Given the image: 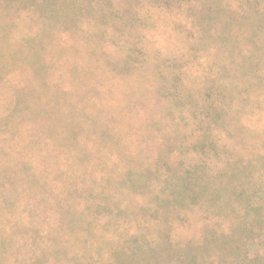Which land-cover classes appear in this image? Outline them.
Returning <instances> with one entry per match:
<instances>
[{
  "label": "trees",
  "instance_id": "trees-1",
  "mask_svg": "<svg viewBox=\"0 0 264 264\" xmlns=\"http://www.w3.org/2000/svg\"><path fill=\"white\" fill-rule=\"evenodd\" d=\"M12 1L3 0L5 10L12 9ZM191 1L197 4L183 11L193 15L201 34L193 46L184 45L172 57L186 52L194 60L201 55L207 58L205 69L214 75L197 72V67L183 74L179 68L184 63L174 61L178 68L154 73L156 86L147 88L145 81L134 86V79L126 78L128 83L124 85L134 97L136 91L156 88L159 79L166 77L164 99L167 101L171 95L170 103L174 104L166 106L172 120L178 119L172 121L174 126L153 131L145 124L144 139L124 141L121 125L115 124L102 132L113 138L79 141V127L66 130L64 140L44 142L52 145L58 156L53 161L60 188H65L67 194L78 192L72 204L79 215L67 217L61 243L49 260L31 261L35 251L32 244L36 243L32 240L26 252L17 250L16 239L9 238L13 231H4L8 236H0V264H9L11 259L16 264H264L259 252L253 258L248 254L250 247L264 243V128L249 126L243 118L226 125L219 121L230 118L233 111L224 106H245L242 112L249 113L254 112L249 106H264V0H24V6L31 4L32 24L38 26L31 34V44L38 43L49 61L35 63V56H31L30 98L36 92L45 96L58 85L65 89L75 85L70 71H66L70 74L66 87L65 79L54 78L47 68L56 67L57 51L75 49L52 48L56 33L64 31L73 39L94 40L100 31L83 35L82 22L87 21L93 29L113 24L116 29L122 27L116 31H126L142 26L153 17V10L167 12ZM145 8L149 13H143ZM8 12L3 14L0 30L4 31L3 38L13 41L10 33L16 16ZM128 41L119 46L127 51L119 63L140 70L143 64L131 55L134 49L141 55L143 50L137 41ZM87 54H91L89 49ZM102 54L118 56L106 49ZM11 71L13 66L0 78ZM193 83L205 90L198 89L201 98L191 101L187 99L193 97L188 93ZM183 92H187V101L178 98ZM144 99L138 102L143 105ZM180 106L191 107L189 118L177 110ZM191 121L194 126H189ZM221 129L225 137L216 135ZM49 160L50 155L47 160L40 156L17 157L15 167H2L3 209L17 208L23 194L22 187L17 190L19 196L4 187V182L28 179L35 173V164L43 169L45 163L51 165ZM43 174L46 184L54 185ZM78 181L80 188L88 187L82 195ZM64 182L73 190L69 192ZM137 193L140 197L136 198ZM4 223L9 225L10 219L5 218ZM22 229L26 231L27 227Z\"/></svg>",
  "mask_w": 264,
  "mask_h": 264
},
{
  "label": "rangeland",
  "instance_id": "rangeland-1",
  "mask_svg": "<svg viewBox=\"0 0 264 264\" xmlns=\"http://www.w3.org/2000/svg\"><path fill=\"white\" fill-rule=\"evenodd\" d=\"M22 3L24 0H14L11 2L12 9L8 10L4 8L3 0L0 5L2 13H0V21L5 11H11L16 16L14 17L16 25L10 33L14 38L13 41L3 38L4 31L0 30V58H4L0 64V76L6 69L13 66V71L0 78V236H8L6 233L13 231L9 238L12 240L13 236L16 239L15 248L20 251H25L29 247L31 249L33 240L36 244H32L35 251L34 254H31V261L34 258L40 261L49 260L57 248L56 245L61 243L67 217L74 218L79 215L78 209L74 210L75 203L72 204L73 197L78 192L71 191L73 189L69 190L66 182H64L65 186L71 193L67 194L65 188H60L57 178H55V162L53 161L58 156L56 152H53L52 145L46 146L43 143H51L54 139L64 140L66 130L75 131L79 127L82 128V133L77 139L79 141L91 143L101 140L103 137L113 138L114 136L102 132H108L110 127L115 124L121 125L120 136L124 138V141L132 142L144 139L145 130H147L145 124H148L149 129L157 131V128L161 126H174L172 121H178V119L172 120V116L168 114L166 108V106H174L170 103L171 95L167 101L164 99L166 77L162 76L163 78L159 79L157 89H147L150 88V85L156 86V77L153 76L155 72L161 69L164 71L169 68L176 69L179 63H184L179 68L183 74L195 71L196 67L197 72L205 75H212L213 72L205 69L207 68V58L203 59L201 55L196 56L194 60L189 59L186 52L181 57H172L173 54H179L177 50L184 49V45L193 46L195 38L201 34L199 24L196 19L193 20V15H188L186 14L188 12L183 11L189 5L197 4L195 1H191L185 2L181 8L165 10L167 12L153 10V17L144 21V24L140 26L142 28H137V25L126 31H116L122 27L116 29L113 24H103L102 27L96 29L91 26V29L87 21L82 22L83 35L100 31L94 40L88 37L79 39L74 37L75 39H73L64 31L56 33L55 45L52 48L74 46L75 49L68 51V48H65V52L57 51L59 60L55 62L56 67L47 68L50 69V73H53L54 78L61 76L62 79H65L63 83L66 87L68 82L70 83V79H68L70 74L66 71H70L75 79V85L70 89L58 85L49 90L45 96L36 92L30 98L31 56H35V63L42 61L46 64L49 61L45 58V53L38 43L31 44V34L34 33V29L37 31L38 26L35 23L32 24L31 4L27 2L24 6ZM143 10V13H149L147 8ZM11 12L8 14L12 16ZM128 39L137 41L143 50L141 55L139 50L134 49L131 55L143 64L140 70L133 69L130 65L122 67L123 62L119 63L120 56H123L125 52L119 46L127 45ZM52 48H49L47 52H50ZM88 49L91 54H87ZM105 49L118 54V56L112 55L115 57L112 58L103 55L102 50ZM185 49L187 48L185 47ZM92 51L96 54L92 55ZM161 59L166 62L161 63L159 61ZM174 61H177L178 64L174 65ZM185 64L188 66L186 67ZM200 64L204 65L200 66ZM129 77L134 79V86L145 81L146 91L144 89L136 91L134 97H131L127 90L129 87L124 85L128 83L126 78ZM110 89L112 90L109 91ZM198 89L205 90L193 83L192 89L188 92L193 97L187 100L194 101L201 98L202 93L197 91ZM186 94L187 92H183L178 98L186 100ZM143 97L145 99L142 105L138 100ZM130 99L137 105L133 106ZM113 100L118 103V106H113ZM227 107H232L233 111L230 118H220L219 121L222 125L243 118L242 120L249 126L258 130L264 128V106H249L248 109H254L252 113H249V110L242 112L245 106H224V108ZM217 108L220 109V106ZM190 109V106H180L177 110L182 111V115L189 118V114L192 112ZM194 125L195 123L192 121L189 123V126ZM138 126L140 128H137ZM216 135L224 136L222 129L216 131ZM48 155H50L51 165L45 163L47 167L41 169L35 164L33 166L35 173L31 171L30 178L25 177L23 181L18 179L21 184L18 181L4 182V187H8L15 194H18L17 190L22 187L23 194L21 196L18 194L21 198L17 201V208L3 209L4 199H1L2 167L4 170L11 169L12 166L15 167L14 158L17 157L40 156L47 160ZM59 157L61 158V156ZM42 172L45 178L53 181L54 185L49 187L46 184L41 175ZM78 183L79 192L82 195L88 187L80 188L82 184L80 181ZM138 195L139 193L135 197H140ZM7 197L10 201V197L8 195ZM105 215L106 213L102 212V216ZM5 218L10 219L9 225L4 223ZM25 226L27 227L26 231L22 229ZM257 252L264 257V243L258 242V245L255 244L248 249L251 258ZM9 264H16L15 260L11 259Z\"/></svg>",
  "mask_w": 264,
  "mask_h": 264
}]
</instances>
